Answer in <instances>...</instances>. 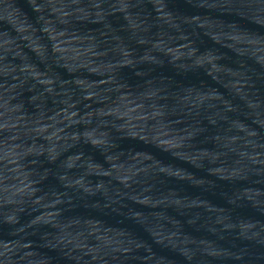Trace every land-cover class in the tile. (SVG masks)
Instances as JSON below:
<instances>
[{
	"label": "water",
	"instance_id": "95a60500",
	"mask_svg": "<svg viewBox=\"0 0 264 264\" xmlns=\"http://www.w3.org/2000/svg\"><path fill=\"white\" fill-rule=\"evenodd\" d=\"M0 264H264V0H0Z\"/></svg>",
	"mask_w": 264,
	"mask_h": 264
}]
</instances>
